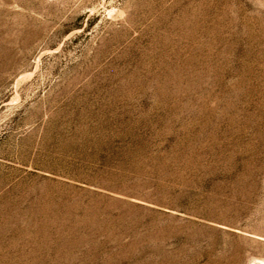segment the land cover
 <instances>
[{
	"label": "rangeland",
	"instance_id": "obj_1",
	"mask_svg": "<svg viewBox=\"0 0 264 264\" xmlns=\"http://www.w3.org/2000/svg\"><path fill=\"white\" fill-rule=\"evenodd\" d=\"M0 264H264V0H0Z\"/></svg>",
	"mask_w": 264,
	"mask_h": 264
}]
</instances>
